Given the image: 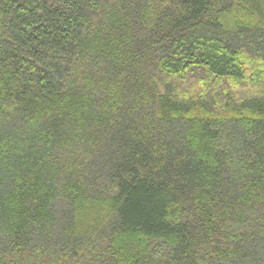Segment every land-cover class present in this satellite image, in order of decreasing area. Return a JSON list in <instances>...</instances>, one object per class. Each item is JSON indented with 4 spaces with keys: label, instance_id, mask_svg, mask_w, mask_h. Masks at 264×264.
Returning <instances> with one entry per match:
<instances>
[{
    "label": "trees",
    "instance_id": "trees-1",
    "mask_svg": "<svg viewBox=\"0 0 264 264\" xmlns=\"http://www.w3.org/2000/svg\"><path fill=\"white\" fill-rule=\"evenodd\" d=\"M0 264H264V0H0Z\"/></svg>",
    "mask_w": 264,
    "mask_h": 264
},
{
    "label": "rangeland",
    "instance_id": "rangeland-1",
    "mask_svg": "<svg viewBox=\"0 0 264 264\" xmlns=\"http://www.w3.org/2000/svg\"><path fill=\"white\" fill-rule=\"evenodd\" d=\"M245 90H248V91H250V90H252V89H250V88L248 89V87H247V89H245ZM253 91H254V89H253Z\"/></svg>",
    "mask_w": 264,
    "mask_h": 264
}]
</instances>
